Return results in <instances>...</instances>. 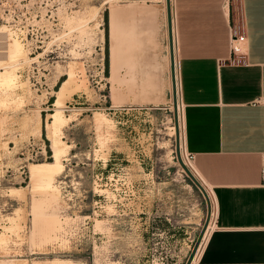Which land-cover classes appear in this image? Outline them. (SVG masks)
Wrapping results in <instances>:
<instances>
[{"label": "rangeland", "instance_id": "rangeland-1", "mask_svg": "<svg viewBox=\"0 0 264 264\" xmlns=\"http://www.w3.org/2000/svg\"><path fill=\"white\" fill-rule=\"evenodd\" d=\"M103 1L0 0V71L10 65L15 68L17 85L28 82L24 96L21 87L0 85V170L3 160L10 166L8 174L18 175V162L24 157L20 153L27 151L28 142L45 139L41 129L36 128L41 120L39 110H47L42 111L46 129L49 114L55 110V91L60 78L67 77L72 61L77 62L75 71L81 68L88 89L74 93L62 107L66 122L60 136L73 149L65 152L64 170L55 176L58 190L49 194L55 201L40 190L33 191L29 186L24 189L26 200L14 201V209L26 205L20 229L6 230L8 219L0 229L8 242L0 246V264H17L14 259H26L28 264H62L66 259L75 264H184L203 222L214 210L209 190L202 186V194L175 157V128L179 148L183 145L181 115L175 90L172 99L170 62L163 86L155 84L150 61L152 17L126 15L118 21L113 86L107 79L108 40V71L104 73L103 13L108 17V4L113 2L137 13L153 12L151 6L158 4L161 26L167 27L166 4L170 9V0ZM82 17L84 25L80 26ZM12 38H17L23 48L15 62L8 59ZM47 91L52 94L53 106L49 101L45 103ZM94 112L106 120L96 123ZM119 112L130 113L127 121L117 118ZM124 124H128L126 129ZM45 140L50 146V140ZM113 145L133 153V160L129 165L122 161L104 170L101 161ZM180 150V158L186 162V152L183 147ZM134 159L142 161V171L135 170ZM50 201L59 225L53 231L55 242L51 239L42 243L45 223L38 215L51 212ZM77 224L89 230L78 231Z\"/></svg>", "mask_w": 264, "mask_h": 264}, {"label": "crops", "instance_id": "crops-1", "mask_svg": "<svg viewBox=\"0 0 264 264\" xmlns=\"http://www.w3.org/2000/svg\"><path fill=\"white\" fill-rule=\"evenodd\" d=\"M224 3L226 0H170L182 143L192 156L189 170L209 190L215 213L213 228L190 264H264V186L259 176L264 153V0ZM151 7L153 12L144 13L115 5L107 8V78L113 75L116 80L118 21L139 14L152 17L150 61L156 86H163L167 61L169 66L168 33L166 24L161 26V8L158 4ZM235 11L245 35L244 56L241 62L230 63L227 30ZM129 114L119 112L117 118L127 121ZM40 119L41 135L49 141L42 114ZM127 126L124 124L125 129ZM68 146L67 150L73 149ZM132 155L113 145L101 167L110 169L122 161L129 165ZM142 165L134 159L136 171H142ZM83 229L89 230L87 226Z\"/></svg>", "mask_w": 264, "mask_h": 264}, {"label": "bare ground", "instance_id": "bare-ground-1", "mask_svg": "<svg viewBox=\"0 0 264 264\" xmlns=\"http://www.w3.org/2000/svg\"><path fill=\"white\" fill-rule=\"evenodd\" d=\"M106 1L107 0H104L102 3H105ZM112 3L108 4L107 8L113 9L114 5ZM82 19H83V17H82ZM84 19L81 21L79 20L80 22L78 24H80V26H81V24L84 25ZM77 26H79V25H77ZM100 33L102 34L101 37L103 38L102 31ZM12 39L13 40H11L12 41L11 44H12L13 49L8 54V59L11 62L14 61L18 57L20 59V56L23 54V48H22V45L19 42V40L17 38H12ZM171 44H172V48H173L172 30H171ZM14 62H13V64H14ZM76 63H77L76 61H72L71 63H69L68 70H67V77L64 78L60 82L58 89L55 91V96H56L55 103H54L55 110L53 113L49 114L51 120L49 122H47V124H46L47 134H48V138L50 140V149L52 152L51 153L52 159L50 161L47 160V161L42 162V163L39 162V163H30L29 164L30 183L28 186L30 187L31 190H33V191L40 190V192H44L48 196H49V194H53L51 192H55L56 191L55 189H57V188H55V181H54L55 176L62 171V169H63L62 157L65 155V152L69 148L68 144L65 143L61 139V136H60L61 127L66 122V118L63 117V115H62V107L64 106L65 100L70 98L71 95H73L77 91L88 90L87 84H86V79L82 73L81 68H78V71L77 70L75 71V68H76L75 64ZM9 66L10 65L4 66V71H0V85L4 86L5 88L6 87L12 88V87H17V86L19 88L21 87V90H23L22 95L24 96V94H26L25 91H28L27 85H26L28 82H22L21 81V83H18L19 85H17L16 79H18V78L15 74V68L14 67L9 68ZM77 72L78 73L80 72V75H77ZM113 74H114V70H113ZM107 79L113 85V82H114L113 75H111V77H109ZM172 82L174 84L173 88H174L175 93H176V100L175 101H177V98H178V102H177L178 103V110L180 111L181 105H180V100H179L180 98H179V94H178V86L179 85L177 84V70H176L175 60H173V63H172ZM173 94H174V92H173ZM28 118L29 117H26V119H28ZM93 119L96 123H100V122H103L106 120V118L99 112H94ZM36 128L41 129V120H39L37 122ZM172 130L174 132V127H172ZM182 147H183V145H180V148H179V140H178V148H179L180 157L182 155L181 150H180V149H182ZM183 148H185V147H183ZM10 188L9 189L11 190V193L7 194V195L11 196L13 194L12 197L15 196L16 200H18L19 203H22L24 200H26L25 199L26 193H25L24 189H26L27 187H10ZM54 197H55V195H54ZM50 198L53 199V197H50ZM55 199H56V197H55ZM35 200L36 199H34V201ZM53 204L50 201L49 206L51 208V212L50 211L44 212V213H41L38 215V218H41V221H43L45 223L44 227L41 229L42 240L41 239L40 240L42 241V243H45V242L53 239V237H54L53 231L59 225L58 221L54 218V211H53L54 206H53ZM25 208H26V205L17 206L14 209V211L6 217V219H8V221L10 222L9 226L6 227V230L13 231V230H19L20 229V223L25 219V214H26ZM208 228H210V225H207V227H206V229L202 235L201 241L203 240V238L206 237ZM53 241H54V239H53ZM7 243L8 242H7L6 237L3 234H0V246L5 247V245H7ZM199 246H200V244H199ZM14 260L17 261V264L27 263L25 261L26 259H14ZM0 261H3V260H0ZM61 262H63V261H61ZM64 262H66V263H62V264H75L74 261H72L70 259H66V260H64ZM108 264H114V263L112 261V262H109Z\"/></svg>", "mask_w": 264, "mask_h": 264}, {"label": "built area", "instance_id": "built-area-1", "mask_svg": "<svg viewBox=\"0 0 264 264\" xmlns=\"http://www.w3.org/2000/svg\"><path fill=\"white\" fill-rule=\"evenodd\" d=\"M227 1L229 0H226V3H224L223 6L225 4L227 5ZM172 37H173V48L172 49L174 51L176 47V37H175V32L173 31H172ZM227 38H228V49L230 53L229 62L230 63L241 62L242 57L244 56L243 46L245 43V35L242 31V24H241L239 13L237 11L234 12V22H230L228 25ZM173 60L175 59L173 58ZM53 87L54 86H51V89ZM48 93L49 92L47 91L44 96L45 103L49 101L50 104L53 106V101L55 99L52 101V98H51L52 94H48ZM101 97L102 99H105V95L103 93L101 94ZM63 110L67 111L68 108L64 107ZM42 111L47 112L46 108H41V110H39V113L42 114ZM27 145L29 147L27 148V151L26 152L22 151L20 153L22 156L24 155V157L21 158L20 162H18L19 164L18 175H15L13 173L8 174L10 170V166H8V164H5L4 161L2 160V166L0 170V226H2V224L6 222V216L8 214H11L14 209V201L16 199L13 198L12 196L7 195L11 185L18 186V187H27L30 182L28 164L31 162H39V161L48 160L51 158V150H49V146H47L46 141L44 139H42V142L37 141V143H35L34 141L28 142ZM7 152L8 153L10 152L9 148ZM191 158L192 156L190 154L185 153L186 162L183 161V163L188 167V169H189V165H190L189 163H190ZM259 176H260V185L264 186V153L260 157ZM83 217H87V216H83ZM214 220H215V213L213 210L208 215L206 225L204 228V231H205L207 225H210V228H208L207 230V234L213 228ZM83 221H85V224L87 223L86 219H84ZM80 227H82V225L77 224L78 231L80 229H83V227L82 228ZM201 239H202V236H201ZM201 239L196 247V250L194 252L191 262L195 258V254L198 251L197 249L201 247L199 246V244H201Z\"/></svg>", "mask_w": 264, "mask_h": 264}, {"label": "water", "instance_id": "water-1", "mask_svg": "<svg viewBox=\"0 0 264 264\" xmlns=\"http://www.w3.org/2000/svg\"><path fill=\"white\" fill-rule=\"evenodd\" d=\"M166 18H167V27H168V53H169V62H170V67L172 66L173 63V49H172V44H171V31H169L170 29V9H169V5L166 4ZM173 82L171 81V91H172V99L174 101V88H173ZM177 130L175 128V134H174V152H175V157L176 160L178 162V164L180 165L181 169L183 170L184 174L186 175V177L189 179V181L202 193L204 194V189L202 187V185L200 184V182L196 179V177L192 174V172L188 169L187 166L184 165V163L182 162L180 156H179V150H178V136H177ZM206 221L207 219H205V221L203 222L199 233L196 236V239L190 249V252L185 260L184 264H190L192 257L194 255V252L196 250V247L201 239L202 233L204 231L205 225H206Z\"/></svg>", "mask_w": 264, "mask_h": 264}, {"label": "trees", "instance_id": "trees-1", "mask_svg": "<svg viewBox=\"0 0 264 264\" xmlns=\"http://www.w3.org/2000/svg\"><path fill=\"white\" fill-rule=\"evenodd\" d=\"M103 21H104V39H105V47H104V73L107 74V40H108V17L106 12L103 13ZM64 78H60V81H62ZM52 102V101H51ZM50 161V160H49Z\"/></svg>", "mask_w": 264, "mask_h": 264}]
</instances>
